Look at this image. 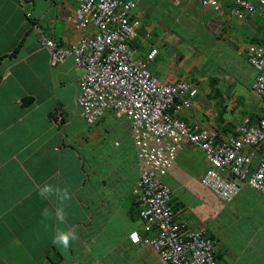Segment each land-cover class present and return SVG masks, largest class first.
<instances>
[{
    "label": "crops",
    "instance_id": "obj_1",
    "mask_svg": "<svg viewBox=\"0 0 264 264\" xmlns=\"http://www.w3.org/2000/svg\"><path fill=\"white\" fill-rule=\"evenodd\" d=\"M133 1V56L145 60L156 49L150 74L197 91L178 119L218 136L235 133L244 119L257 122L262 102L251 90L257 74L245 52L264 39V14L239 20L230 14L234 0H216L218 11L202 0ZM75 8V0H0V264H162L128 238L137 225L125 231L110 222L131 199L134 165L124 172L117 141L108 144L105 159L91 154L96 130L124 126L132 146L126 123L107 112L85 124L75 104L84 71L71 56L51 67L38 46L40 36L69 48L94 34L92 27L74 28ZM197 151L185 144L165 178L179 206L176 218L215 238L218 264H250V243L236 239L237 228L260 232L247 211L264 218V200L248 189L228 205L216 196L204 200V172L191 159ZM257 162L258 154L252 166Z\"/></svg>",
    "mask_w": 264,
    "mask_h": 264
},
{
    "label": "built area",
    "instance_id": "obj_2",
    "mask_svg": "<svg viewBox=\"0 0 264 264\" xmlns=\"http://www.w3.org/2000/svg\"><path fill=\"white\" fill-rule=\"evenodd\" d=\"M75 1L74 28L92 27L94 34L69 48H57L47 39L42 45L50 52L52 66L71 56L75 67L84 71L75 103L86 124L110 112L127 125L136 172L131 192L140 208L137 229L129 239L151 249L162 264H215V242L204 236L203 229H189L176 218L165 178L177 154L189 144L203 153L207 163L201 185L222 203L234 202L243 187L264 198V39L245 52L246 62L257 74L251 90L262 102L260 116L256 123L244 119L236 136H218L177 118L179 111L190 108L197 91L189 82L165 84L150 74L147 65L156 49L145 60L133 56L131 42L138 27L132 18L133 0ZM201 6L219 10L216 0H202ZM257 12L264 14V0H234L230 8L239 20ZM256 154L258 162L252 166Z\"/></svg>",
    "mask_w": 264,
    "mask_h": 264
},
{
    "label": "rangeland",
    "instance_id": "obj_3",
    "mask_svg": "<svg viewBox=\"0 0 264 264\" xmlns=\"http://www.w3.org/2000/svg\"><path fill=\"white\" fill-rule=\"evenodd\" d=\"M253 73L255 72L253 71ZM124 129H125L124 126H120L119 128H116L115 131H112V132H110L109 130H106V131L96 130L95 132L92 131V139L89 143V146H92L91 154L97 155L100 159H105V157H107L106 150H109L108 148L109 145L117 141L120 144L119 150L122 151V158H123L122 167L124 169V172L127 173L128 171L132 170L131 167H132V164H134V155H133L134 152H133V148L130 143V138L128 137V135H126ZM191 156H192L191 157L192 161L196 163L194 167L198 169V172L202 171L205 173L206 169H204V164L202 160L204 159L203 153L198 150L196 153L191 154ZM104 170L105 169L101 168L100 166L98 169L99 174H103ZM236 184H238L241 187L243 186V184L239 180H236ZM126 189H127V186H125L123 193H120V194H124ZM202 189H201V196H203L204 200L206 201L214 200L213 198L214 195L211 192L204 190V189L202 190ZM172 204H174V201ZM128 208L132 209L131 199L124 200L123 209L117 210L119 218L115 217L114 219H112L110 221L111 224L116 227L122 226L123 229L125 227V231L134 229L137 225V222L127 221L126 218L124 217L125 216L124 211L130 213L131 209H128ZM247 215H249V218H251L248 221L249 222L252 221V224L253 222H255V219L257 220V223H254L255 225L259 224V226H262V222L264 224V218L261 217V215L257 217L256 213H253L251 211H247ZM249 238L251 239V236H249Z\"/></svg>",
    "mask_w": 264,
    "mask_h": 264
},
{
    "label": "trees",
    "instance_id": "obj_4",
    "mask_svg": "<svg viewBox=\"0 0 264 264\" xmlns=\"http://www.w3.org/2000/svg\"><path fill=\"white\" fill-rule=\"evenodd\" d=\"M43 39H47V40H50V41H52V39L44 38L42 36H40L38 38V46L40 47V49H43L44 51H46L48 53V55H49V60L48 61H49V64H50V52L42 45ZM50 66L54 67L51 64H50ZM96 122H98V121H96ZM84 123H85V121H84ZM95 123H93L91 125H94ZM91 125H88V126H91ZM230 135L236 136V132L232 133ZM134 162H135V158H134ZM134 172H135V169H134ZM135 177H136V172H135ZM135 180H136V178H135ZM135 180H134V182H135ZM133 185H134V183L132 184V187H133ZM132 187L129 190V196L131 197V205H132V209L133 210L130 208L131 210H130V213H128V216H129L131 221L138 222V219L140 218V208H139L138 204L135 201L134 195H132V192H131L132 191ZM169 188H170V186H169ZM247 189H248L247 187H243V191H246ZM248 191L251 192L252 190L248 189ZM261 198L264 200L263 197H261ZM173 201H174V203L176 202L174 200L173 196L171 195V198H170V201H169V205L171 206V210L173 211V213H176V210L178 209L179 206L176 204V206H177L176 207L174 204H172ZM229 204H231V203H229ZM225 205H228V204H225ZM237 231L240 233V235H238V237H236V239H238V240H240L242 242L245 241V244H247L248 242L250 243V245H246V248H245V254H246L245 257L250 259L249 260V261H251L250 264H264V224L262 225V228H260V232H259V230H258V232H250L247 228H245V230L242 231L239 227L237 228ZM149 236L152 237L153 234H149ZM204 236H206L207 238H209L212 241L216 242V240H215V238L213 236L207 235L205 232H204ZM240 236H242V237H240ZM249 236H251V239L253 240V242H252V240H250ZM255 240H257V241L259 240L258 241L259 243L257 241H255ZM213 256H214L215 264H218L219 258L217 257L216 252L213 253Z\"/></svg>",
    "mask_w": 264,
    "mask_h": 264
},
{
    "label": "clouds",
    "instance_id": "obj_5",
    "mask_svg": "<svg viewBox=\"0 0 264 264\" xmlns=\"http://www.w3.org/2000/svg\"><path fill=\"white\" fill-rule=\"evenodd\" d=\"M23 1H25V0H23ZM23 1H21V2H23ZM157 51V50H156ZM155 78V77H154ZM185 123V122H184ZM132 141V140H131ZM134 152V151H133ZM128 238H129V235H128ZM131 241V240H130ZM135 245H137V244H135Z\"/></svg>",
    "mask_w": 264,
    "mask_h": 264
}]
</instances>
